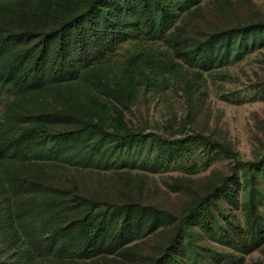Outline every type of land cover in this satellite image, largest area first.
Returning <instances> with one entry per match:
<instances>
[{
	"label": "trees",
	"instance_id": "trees-1",
	"mask_svg": "<svg viewBox=\"0 0 264 264\" xmlns=\"http://www.w3.org/2000/svg\"><path fill=\"white\" fill-rule=\"evenodd\" d=\"M198 1L0 0V95L10 99L7 109L15 105L0 119V195L7 198L0 207V243L21 249L23 258L28 255L24 264H111L109 258L134 240L138 229L132 227L133 222L148 214L172 226L166 248L151 264H217L222 261L220 256L231 255L206 245L204 236L223 239L230 250L238 252L264 243V188L259 184L260 176L264 177V154L255 162L243 163L236 152L211 138L201 139L217 145L241 167L245 186L235 174L219 177L185 203L178 217L137 202L103 209L82 196L84 207L79 214L52 224L58 227L50 224L45 228V221L49 222L45 218L62 203L61 194L50 195L47 169L65 159L70 147L86 149L92 138L99 136V145L111 138V151L121 162L131 148H146L150 153L156 142L146 143L144 135L128 128L122 133L113 130L115 137L109 135V106L114 104L91 93L79 108L66 102L64 106H68L62 110L40 109L35 104L30 108L31 103L42 92L59 98L56 93L61 87L79 84L92 66L107 60L124 42L158 40L173 50L171 41L182 40L175 33L176 11H187ZM253 37L260 42L264 39V17L214 32L175 56L189 62L191 55H198L201 68L211 70L228 63L231 55L234 61L240 60L257 46ZM175 56L152 47L131 54L109 88L113 101L127 107L140 88H165L167 79L182 67ZM57 125L67 127L56 130ZM158 142L155 158L159 160L162 154L169 156L178 150L183 140ZM93 157L88 155L85 165ZM95 160L104 162L99 157ZM241 188L246 190L241 204L243 224L222 207L223 200L237 207L235 195ZM158 227L157 221L150 224L152 230ZM0 264L23 261L9 262L8 258Z\"/></svg>",
	"mask_w": 264,
	"mask_h": 264
},
{
	"label": "rangeland",
	"instance_id": "rangeland-1",
	"mask_svg": "<svg viewBox=\"0 0 264 264\" xmlns=\"http://www.w3.org/2000/svg\"><path fill=\"white\" fill-rule=\"evenodd\" d=\"M176 14L174 27L178 30L175 33L182 40L171 41L173 50L158 40L124 42L107 60L92 66L79 84L61 87L56 93L59 98L42 92L29 106L32 108L35 104L40 109L52 106L57 110L68 105L79 108L83 107L86 94L91 93L103 102L114 104L109 106V135L115 137L113 130L122 133L128 128L144 135L146 143L151 139L156 142L150 153L146 148L140 151L131 148L121 162L111 151L114 142L111 138L100 145L99 136L92 138L86 149L70 147L65 159L56 161L47 169V184L53 191L50 195L61 194L62 203L55 207L49 218L43 216L49 219V222L45 221V228L50 224L57 226L53 223L67 222L68 215L79 214L84 207V202L79 199L82 196L103 209L137 202L178 217L185 203L200 195L210 182L215 184L219 177L235 174L241 177V186H245L241 167L235 165L232 158L224 156L217 145L206 144L201 138H211L223 144L236 152L243 163L255 162L264 154V39L260 42L253 37L257 46L240 60L234 61L231 55L228 63L211 70L201 68L198 55H191L189 62L175 55L188 47L193 49L214 32L264 17V0H199L187 11L177 10ZM150 47L171 52L182 65L179 73L170 78L165 75L164 78L168 79L163 89L140 88L127 107L115 103L109 88L117 82L126 59L138 50ZM9 100L6 95H0V119L15 107L12 105L7 109ZM65 102L68 105L64 106ZM56 127L61 130L67 126ZM164 139L167 142L182 139L183 143L178 150L169 156L162 154L158 160L155 158L158 141ZM88 155L95 157L85 165ZM96 157L104 162L97 163ZM259 184L264 188V177L260 176ZM235 196L239 203L237 207L229 206L225 200L222 207L226 212L232 211L243 224L241 204L246 200V190L238 189ZM6 199L5 195H0V207ZM150 215L133 222L132 227L138 229L134 240L119 254L109 258L111 264H151L155 256L163 252L172 226L165 219ZM154 221L159 227L152 230L150 224ZM204 237L206 245L231 254H223L224 259L220 256L222 261H216L217 264H264V243L248 252H238L230 250L223 239ZM20 252L21 249L0 243L2 262L8 258L9 262L21 259L24 264L28 255L23 258L24 254ZM35 257L39 259L38 255Z\"/></svg>",
	"mask_w": 264,
	"mask_h": 264
}]
</instances>
